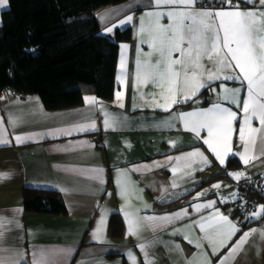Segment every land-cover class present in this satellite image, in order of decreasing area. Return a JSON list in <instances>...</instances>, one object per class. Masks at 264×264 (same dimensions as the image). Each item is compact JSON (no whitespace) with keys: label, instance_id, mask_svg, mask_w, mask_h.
Here are the masks:
<instances>
[{"label":"crops","instance_id":"crops-1","mask_svg":"<svg viewBox=\"0 0 264 264\" xmlns=\"http://www.w3.org/2000/svg\"><path fill=\"white\" fill-rule=\"evenodd\" d=\"M232 4H238L239 10L264 11L259 0L255 7L245 0H234ZM8 7L9 1L0 7V23L1 14ZM181 7L163 4L157 7L155 0H128L97 14L101 34L112 35L116 30L131 28L130 39L119 43L116 87L111 99L88 93L84 97H95V104L84 100L82 105L55 110L45 108L37 93L3 100L0 129L6 130L2 138L10 143L0 144V174H6L0 176V218H3L0 257H9L20 250L24 253L20 264H32L34 253L36 259L41 254L47 257L48 264H145L146 260L150 264L206 261L220 264L225 257L224 264H264V212L259 207L254 212L260 215L255 218H250L253 212L238 213L233 207L238 198H231L234 192L239 197L237 183L244 179L260 181L264 193V131L253 134L255 143L249 144L245 153V145L239 138L244 116L242 104L239 107L232 104L231 93H225V89L239 88L237 95L241 101L246 98V81L224 78L236 75L239 70L226 69L218 73L219 80L208 81V72L215 74L216 66L207 56H201L200 67L192 68L188 75L195 72L200 82L208 86L195 94L184 87L180 65L173 66L181 71L174 92L168 91L167 82L137 78L138 71L142 73L147 64L155 65L159 59L145 42L150 39L149 30L156 26L155 18L146 13H163L159 23L167 26L172 20L166 13ZM194 7L232 10L227 3L212 8L199 0ZM129 15L133 17L131 22L118 26L112 33L105 32L106 27ZM177 56L178 53H173V58ZM117 92L122 93L119 99ZM225 95L229 99H224ZM173 98L178 101L176 104L171 103ZM215 103L237 113L229 137L231 153L224 157L223 166L203 142L209 138L207 129H198L197 136V132L191 131L192 125L185 127L180 118V114L200 112ZM106 113L112 126L104 124ZM10 117L15 118L14 123L9 122ZM250 123L257 129L262 127L255 117ZM91 124H95L94 130L89 128ZM15 136H20L23 142L17 143ZM197 150L203 156L187 155ZM242 157L249 162L245 164ZM229 159L232 164L227 165ZM236 172L244 175L239 180L229 175ZM217 184L220 187H213ZM25 187L58 191L66 212L26 213ZM225 198L226 202H221ZM210 201H215L212 207L195 210L194 205ZM183 210L188 214L173 215ZM217 211L228 216L239 231L226 239L223 247L217 241L214 251L213 243L205 238L199 224L207 225ZM114 213L124 222L125 234L120 238L108 233ZM125 213L132 214L133 219H156L142 220L137 234L128 235ZM165 216L171 219H159ZM252 229L256 231L251 232ZM245 232H251L246 242L229 255ZM140 244L145 245L143 250Z\"/></svg>","mask_w":264,"mask_h":264},{"label":"snow or ice","instance_id":"snow-or-ice-1","mask_svg":"<svg viewBox=\"0 0 264 264\" xmlns=\"http://www.w3.org/2000/svg\"><path fill=\"white\" fill-rule=\"evenodd\" d=\"M197 0H155V5H172L182 6L179 10L168 11L167 17L172 20L167 26L161 25L159 20L162 15L161 12H147L146 15L154 17L156 26L149 30L150 39L145 41L149 47L153 48L154 52L158 54L159 59L155 65L147 64L145 70L141 73L137 72V78L144 81L153 80L158 83L167 82L170 87L169 92L175 91V86L180 82L181 71L175 70L174 65H180L183 70V85L185 88L195 94L200 88L208 86L206 83L200 82L195 72L192 76L188 73L192 68L200 67L199 60L201 56H207L208 60L213 61L216 66V73L209 71L208 81L219 80L218 73L226 69H238L236 75H227L225 79H241L247 83V96L241 101L237 93L240 89H225V93H231V103L239 107L242 104L243 124L239 129V138L245 145V153L248 152L249 144L255 143L254 133L264 131V11L260 10H239V5H233L232 0H223L228 4L229 9L232 10H197L194 5ZM246 3L255 7L256 0H245ZM8 0H0V7L6 6ZM260 9H264V0H259ZM133 17L127 16L121 19L118 23H113L111 27H106V33H112L118 26L131 22ZM143 21V17L141 18ZM188 21V23H185ZM143 31V24L141 27ZM186 45V47H185ZM122 48H127V45H121ZM173 53H178L179 56L173 58ZM183 58V59H182ZM137 67H140V61H137ZM124 68V62L121 61V69ZM117 98L122 96V93L117 92ZM191 97H187L190 99ZM224 99H229L228 95ZM88 104H95V97H84ZM155 102V101H154ZM178 101L173 98L172 104ZM123 107V105H120ZM163 107V105H158ZM168 111V108H164ZM104 124L106 127L112 126L107 113ZM255 117L259 120L260 129L252 127L250 121ZM183 119L185 127L189 124L192 125L191 131L197 132L198 129H207L208 139H204V143L215 154L219 163L225 165V156L231 153L229 143L230 134L233 132V121L237 119V113L230 108L224 107L219 103H215L211 108L202 110L200 112H189L180 114ZM10 123L15 122V118L10 117ZM2 123V121H0ZM89 128L95 129V124L89 125ZM6 130L0 129V144H8L9 140L3 139ZM17 143H22L23 140L20 136H15ZM188 156H203L199 150L188 153ZM245 164L249 160L242 157ZM205 162L207 160L205 158ZM6 174H0L3 176ZM239 180L244 173L236 172L229 173ZM119 183V181H117ZM175 187V185H174ZM213 187H220L219 184ZM204 193H198L203 195ZM232 199H236L237 193H232ZM227 198L221 202H226ZM215 201H210L207 204L194 205L195 210L199 212L202 207H212ZM260 211L264 212V205L260 206ZM181 214L187 215V211L183 210L182 213H175L176 217ZM260 215V212H253L250 218H255ZM103 219V218H102ZM127 222V234L136 235L141 226V221L144 219H156L155 217H136L132 218V214L125 213ZM162 220H170L171 217H160ZM200 229L205 231V238L214 245L219 242V246H225V240L231 239L239 229L229 219L228 216L221 215L218 211L215 216L210 219L207 225L203 222L199 224ZM3 228V218H0V229ZM210 230V231H209ZM99 229H97V232ZM252 229L251 232H255ZM251 232H245L239 241L229 250V255L235 253L246 242V238ZM0 236L3 232L0 231ZM94 238H97L94 233ZM187 239V237H185ZM191 243V241H189ZM139 247L143 250L144 244ZM197 247H200L197 244ZM131 255V254H130ZM34 259L32 264H48V259L41 254L40 259H36V254H33ZM24 258V253L16 250L9 257H0V264H20V260ZM222 258L220 264H224ZM145 264H150L146 260ZM205 264H211L206 261Z\"/></svg>","mask_w":264,"mask_h":264},{"label":"trees","instance_id":"trees-1","mask_svg":"<svg viewBox=\"0 0 264 264\" xmlns=\"http://www.w3.org/2000/svg\"><path fill=\"white\" fill-rule=\"evenodd\" d=\"M8 1L0 23V87L37 93L49 110L82 105L88 93L113 97L119 43L130 39L131 28L101 34L97 14L128 0ZM23 209L66 212L62 195L48 188L25 187ZM108 233L113 238L125 234L118 213L111 216Z\"/></svg>","mask_w":264,"mask_h":264},{"label":"built area","instance_id":"built-area-1","mask_svg":"<svg viewBox=\"0 0 264 264\" xmlns=\"http://www.w3.org/2000/svg\"><path fill=\"white\" fill-rule=\"evenodd\" d=\"M234 1V0H232ZM199 3L207 7H220L225 3L223 0H199ZM24 93L17 91L11 85L0 87V105L6 98H23ZM263 184L260 181L245 179L237 183L239 193L238 200L233 207L238 213H250L257 207L264 205Z\"/></svg>","mask_w":264,"mask_h":264},{"label":"rangeland","instance_id":"rangeland-1","mask_svg":"<svg viewBox=\"0 0 264 264\" xmlns=\"http://www.w3.org/2000/svg\"><path fill=\"white\" fill-rule=\"evenodd\" d=\"M239 194V193H238Z\"/></svg>","mask_w":264,"mask_h":264}]
</instances>
